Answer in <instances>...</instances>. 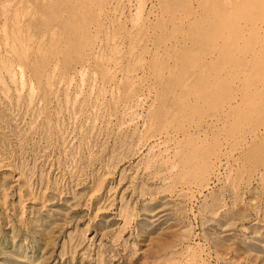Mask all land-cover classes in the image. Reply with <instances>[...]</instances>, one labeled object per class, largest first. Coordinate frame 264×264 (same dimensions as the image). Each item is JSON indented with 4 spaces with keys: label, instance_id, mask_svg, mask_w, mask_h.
Instances as JSON below:
<instances>
[{
    "label": "rangeland",
    "instance_id": "obj_1",
    "mask_svg": "<svg viewBox=\"0 0 264 264\" xmlns=\"http://www.w3.org/2000/svg\"><path fill=\"white\" fill-rule=\"evenodd\" d=\"M115 1L104 0L107 7L98 17L102 28L98 31L101 40L96 42L95 57L73 63L60 73V63H57L51 90L46 95L34 89L33 98L27 104L29 101L26 98L29 97L27 94L33 80L25 71L23 90L21 86L18 87L16 62L11 63L14 86L6 74L2 75L4 90L8 93L0 88L3 93H0V264H186L190 262L192 254L194 264H264V235L252 232L255 217L246 205L251 192L245 191L244 201L237 205H230L227 194L223 207L212 209L205 203L212 190L225 193L222 188L225 181L223 170L218 181L211 183L209 189H201V186L194 184L180 185L176 188L178 193H155V189H152L151 195L143 196L137 190L146 185L156 188V180L146 181L144 168H136L134 164L137 163L133 164L138 162L136 158L124 155L127 159L122 156L119 157L122 162L117 160L118 152L111 148L114 131L120 132L134 122L139 123L140 117L154 108L158 86L149 69L147 54L142 56V61H135L137 54L134 53H137L138 46H129L128 37L124 35L125 32L135 34L130 22L136 0ZM152 1L155 0H147V5ZM137 42L142 43L141 38ZM128 50L133 52L129 53ZM96 57L102 58L106 69L104 76L98 70ZM124 81L127 89H133L129 97L124 96ZM76 85L79 89H76ZM17 92L22 94L16 95ZM89 92L92 93L90 96ZM17 96H20V101ZM63 96L67 98L68 106L64 104ZM75 96L77 98L74 100ZM71 103L76 104V108ZM24 106L28 107L24 109ZM72 112L73 116L79 112L78 116L73 117ZM59 118L64 124H59ZM209 118L206 114L202 120L208 121ZM57 120L58 124L55 123ZM45 123L50 126L47 127ZM56 125L60 127L59 130H56ZM65 125L67 127L64 128ZM38 129L41 131L38 132ZM57 132L62 134L59 136ZM59 138H63V141ZM101 148H105L103 157L107 161L104 164L118 163L109 168L104 165V175L96 183L99 171L95 155L102 151ZM21 164L25 165L26 170ZM127 174L137 178L129 180ZM120 176L123 178L119 179ZM23 180L26 181L24 184ZM152 182L155 186L150 184ZM128 210L130 216L127 219L125 212ZM259 218L256 225L264 234V216Z\"/></svg>",
    "mask_w": 264,
    "mask_h": 264
},
{
    "label": "bare ground",
    "instance_id": "obj_2",
    "mask_svg": "<svg viewBox=\"0 0 264 264\" xmlns=\"http://www.w3.org/2000/svg\"><path fill=\"white\" fill-rule=\"evenodd\" d=\"M149 3L150 5H147V0H136L134 16L130 22L135 34L130 35L125 32L124 35L128 37L129 46L130 44L138 46L137 53H134L137 54L135 61L140 62V59L142 61V56L147 54L148 66L158 86V94L154 108L139 120L137 117L139 123L134 122L120 132L114 131V136L111 138L112 151L118 152L117 160L120 162L122 159L119 157L124 155L136 158L138 162L133 164L137 163L134 164L136 168H144L146 181L156 180V188L146 185L137 190L143 196L151 195L152 189H155V193L169 191L171 194L180 185L194 184L193 186H201L199 187L201 189L202 187L209 189L211 183L218 181V176L223 170L225 181L222 183L224 184L222 188L225 193L222 194V190H218L220 192L212 190L208 195L209 198L205 199L206 205L210 208L223 207L226 194L229 196L230 205H237L243 200L245 191L251 192L246 205L255 217L252 232L255 235H264L256 225V221L260 220L259 217L264 216V0H155ZM106 7L104 0H0V81L2 82L0 88L5 89L2 81L4 74L10 84L14 83L11 68L13 61L18 65V68L16 67L20 84L18 87L21 86V90L25 81V71L33 80L30 82L27 94L30 99L26 98L28 101L32 100V94L36 91L34 89L39 90L42 95L49 93L57 63H60L58 71L60 73L73 63L95 57L96 42L101 40L98 31L102 28L98 17ZM117 28L121 29V27ZM107 37L104 39L105 43ZM140 38L142 43L137 42ZM128 52L133 51L128 50ZM95 60L98 70L104 76L106 69L102 58L96 57ZM122 88L124 96L132 95L133 89L126 88V81L123 82ZM90 92L89 96L92 94ZM0 93L3 95L2 92ZM19 93L17 92L16 95ZM19 97L17 96V100ZM73 98L75 100L77 96ZM56 99L58 101V98ZM64 102L66 104L67 98ZM27 104H30V101ZM71 105L76 108V104L71 103ZM79 106L78 108L81 107ZM27 107L24 106V109ZM54 111L56 112V109ZM78 113L73 117L78 116ZM206 114L210 116L208 121L202 120ZM68 120L65 121L66 124ZM60 122L59 124H64L63 121ZM55 123L58 124V120ZM55 127L57 128V125ZM155 146L158 148L153 149ZM101 149L102 151L95 155L99 171L96 183L100 182L104 175V165H108L109 168L118 163L104 164L107 161L103 157L105 148ZM21 167L26 170L24 164H21ZM123 177L120 176L119 179ZM127 177L129 180L137 178L132 174H127ZM25 182L23 180V184ZM125 213V218L128 219L130 210ZM162 215L164 214L160 216ZM194 262L195 258L192 254L190 262L186 264H194Z\"/></svg>",
    "mask_w": 264,
    "mask_h": 264
}]
</instances>
